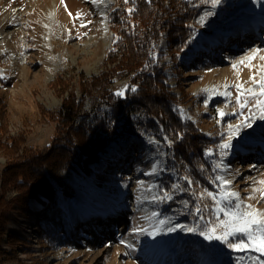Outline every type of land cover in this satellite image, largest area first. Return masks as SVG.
Wrapping results in <instances>:
<instances>
[{"label": "rangeland", "instance_id": "374dc122", "mask_svg": "<svg viewBox=\"0 0 264 264\" xmlns=\"http://www.w3.org/2000/svg\"><path fill=\"white\" fill-rule=\"evenodd\" d=\"M188 1L197 11L190 24V44L177 54L173 64L166 66L165 81L179 96L181 117L215 140L204 150L216 170L215 177L222 175L231 180L229 188L238 191L242 200L264 210V200L258 193L254 199H247L254 182L264 179V120L257 113L249 121L251 127H242L232 137L227 156L221 157L218 147L228 139L230 124H238L255 111L250 110L255 98H249V107L237 109L234 85L243 83L245 89L252 86L258 91L259 86L253 85L249 77L260 79L264 68V60L260 59L264 56V0H220L215 6L205 0ZM116 4L117 0H64L63 4L61 0L0 1V18L8 13L3 20L7 34L0 37L2 141L20 137L21 147L27 150L46 148L54 136L55 124L41 116V108L58 107L67 94L54 89L51 80L62 69L75 76L80 71L88 76L100 70L104 54L115 39L108 14ZM208 12L212 15L206 16ZM77 13L81 15L77 17ZM166 47L167 41L163 40L161 48L168 62ZM252 49L260 51L252 61L240 64ZM233 63L237 64L235 69ZM126 84L127 78H117L111 87L117 92ZM225 91L231 95H222ZM217 109L226 115L219 116ZM129 112L126 109L124 114ZM107 115L116 129L104 147L102 161L91 165L90 174L69 169L61 172L62 180L74 189L72 200L66 202L60 196L59 204L65 208L69 231L46 238L41 231L43 224L31 220L35 212L15 205L7 214L2 237L5 254L0 264H237L239 257L244 258L242 264L264 261V254L234 251L198 233L223 218L222 213H215V202L200 230L186 231L195 219L175 216L172 208L166 210L164 193L159 189V178L164 173L171 176L176 187L181 184L172 158V141L161 125L156 120L150 122L144 113H131L129 121L110 110ZM209 149L212 151L206 155ZM18 153L10 157L0 146V181L3 170L17 160ZM110 160L115 170L111 181L98 185L95 174ZM221 160L227 168L215 167ZM216 183L214 193H219ZM14 193L9 188L5 195ZM160 220L165 223L159 224ZM169 227L174 230L168 231ZM9 233L20 239L12 244Z\"/></svg>", "mask_w": 264, "mask_h": 264}, {"label": "trees", "instance_id": "16d2710c", "mask_svg": "<svg viewBox=\"0 0 264 264\" xmlns=\"http://www.w3.org/2000/svg\"><path fill=\"white\" fill-rule=\"evenodd\" d=\"M128 8L134 11L129 13ZM196 13L188 0H128V3L117 0L116 7L108 14L115 39L104 54L100 70L88 76L80 71L75 76L62 69L51 80L54 89L67 94L58 107L41 108V116L55 124L54 136L46 148L27 150L21 147L20 137L2 141L5 130L0 124V146L4 153L12 157L21 150L17 160L1 175L0 263L5 254L2 237L7 214L15 205L35 212L31 220L43 224L41 231L46 238L59 231H69L65 208L59 204L60 196L66 202L71 201L74 189L62 180L61 172L69 169L90 174L91 165L102 161L104 147L116 129L107 110L125 116L126 121L131 113L141 112L150 122L156 120L161 125L172 141V158L181 183L173 187L174 181L167 173L159 178L160 193L168 192L171 196L169 200L163 199V206L166 210L174 209L175 216L194 218L193 227L200 230L215 202L207 192L218 189L216 181L213 183L216 170L204 156V150L215 140L206 137L191 120L181 117L179 96L165 81L166 66L173 64L177 54L190 44V24ZM163 40L167 41L168 62L161 48ZM117 78H127L126 85L130 86L124 89L123 96L112 90L111 84ZM131 86H135V92ZM126 109L130 112L124 114ZM112 164L113 160L105 161L96 172L94 180L98 185L110 183L115 171ZM9 188L16 193L8 197L5 193ZM8 238L12 244L20 239L13 233Z\"/></svg>", "mask_w": 264, "mask_h": 264}, {"label": "snow or ice", "instance_id": "6c2138e0", "mask_svg": "<svg viewBox=\"0 0 264 264\" xmlns=\"http://www.w3.org/2000/svg\"><path fill=\"white\" fill-rule=\"evenodd\" d=\"M64 0H61V3L63 4ZM94 3H100L102 0H93ZM125 3H128V0H124ZM205 2H210L213 6L218 4L220 0H205ZM127 11L129 13L134 11V8H128ZM71 15V13H69ZM81 14L77 13V17H79ZM206 16L212 15L211 12H208L205 14ZM204 17H201L200 22L203 23ZM89 23H91L89 21ZM84 26L83 24L81 25ZM260 51V49H252L251 52L246 55L245 57L241 58L239 61L240 64H245L246 61L250 62L252 61L256 54ZM154 56V53H152ZM49 59H53V57H49ZM260 59L264 60V56H261ZM248 67H251V64L249 63L247 65ZM232 67L235 69L237 67L236 63H233ZM262 74L260 75V79H255V76H250L249 79L252 81L253 85H258V91L255 87H248L244 88L243 83H237L234 85V87L237 90V94L235 97L236 106L237 109H243L245 107H249V98H255V103L250 106L251 109H255V111L252 112L251 116L246 117L244 120H241L236 125H229V137L227 140H224L221 144L218 145L220 151L221 157L228 155V149L231 147V140L232 137L239 134V131L242 127H251V123L249 121L251 119H254L259 114V118L261 120H264V68H262ZM0 76H2V73H0ZM129 85H125L124 88H121L116 92L117 96H123L124 95V89L129 88ZM228 85L225 84V88H227ZM131 91L135 92L136 88L135 86H131ZM222 95L228 96L231 95L229 92L225 91L221 93ZM209 101L206 99L204 100L205 106H207ZM235 112L236 109H233ZM217 114L221 117L226 115L221 109H217ZM217 123H219V120H217ZM211 149L206 151V155L211 153ZM215 167L218 169H224L227 168V165L223 163V160H221L219 163L215 164ZM156 170L155 166H153V172ZM185 180H188V177H184ZM215 180L219 182V193H212L207 192V195L209 197H212L215 201L213 207L215 209V213L217 216H219L220 213L223 214L222 219H218L217 222L211 226V227H205L204 231H201L199 234L207 240H217L221 241L222 243L227 245V248L232 249L234 251H247V250H254L256 252H259L261 254H264V210H261L257 207H255L251 203H247L246 201L242 200L240 197V193L238 191L232 190L229 188V185H231L232 181L229 179H226L222 175H217L215 177ZM192 181L189 180V184H191ZM259 185L257 187L256 185ZM173 187H176V185H173ZM259 194V197L261 200H264V179H261L259 181H255L252 187L251 192L248 194V200H252L256 197V194ZM204 193H201V196H203ZM219 196V199L216 197ZM164 199H171V196L168 192H164ZM154 199H156L154 197ZM222 202H227L222 206ZM197 212H199V208L196 209ZM153 215H156L153 213ZM164 220H160L159 224H164ZM177 227H181L180 225H177ZM168 231H173L174 229L172 227H169L167 229ZM186 231L194 232L197 229L195 227L186 228ZM152 235H155V231L151 233ZM230 237L235 238L234 240L230 241ZM243 257L237 258V264H242ZM261 264H264V261L261 262Z\"/></svg>", "mask_w": 264, "mask_h": 264}, {"label": "bare ground", "instance_id": "6f19581e", "mask_svg": "<svg viewBox=\"0 0 264 264\" xmlns=\"http://www.w3.org/2000/svg\"><path fill=\"white\" fill-rule=\"evenodd\" d=\"M0 1H2V0H0ZM4 2H6L7 0H3ZM16 4H18V3H16ZM6 15H8V13H4V15L0 18V37H4L7 33L4 31V23H3V20H4V18H5V16ZM259 116V115H258ZM250 152V151H249ZM263 175H264V173H263ZM7 252V251H6ZM9 252H11V251H9Z\"/></svg>", "mask_w": 264, "mask_h": 264}]
</instances>
